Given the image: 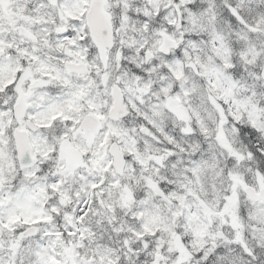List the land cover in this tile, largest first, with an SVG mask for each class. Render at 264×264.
Masks as SVG:
<instances>
[{
  "label": "snow or ice",
  "instance_id": "6c2138e0",
  "mask_svg": "<svg viewBox=\"0 0 264 264\" xmlns=\"http://www.w3.org/2000/svg\"><path fill=\"white\" fill-rule=\"evenodd\" d=\"M0 264H264V0H0Z\"/></svg>",
  "mask_w": 264,
  "mask_h": 264
}]
</instances>
